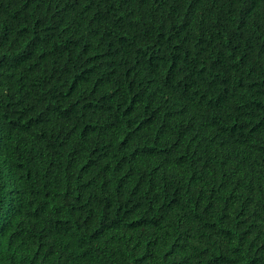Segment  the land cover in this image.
I'll list each match as a JSON object with an SVG mask.
<instances>
[{
  "label": "trees",
  "instance_id": "1",
  "mask_svg": "<svg viewBox=\"0 0 264 264\" xmlns=\"http://www.w3.org/2000/svg\"><path fill=\"white\" fill-rule=\"evenodd\" d=\"M0 264H264V0H0Z\"/></svg>",
  "mask_w": 264,
  "mask_h": 264
},
{
  "label": "bare ground",
  "instance_id": "2",
  "mask_svg": "<svg viewBox=\"0 0 264 264\" xmlns=\"http://www.w3.org/2000/svg\"><path fill=\"white\" fill-rule=\"evenodd\" d=\"M102 79V78H101ZM114 82V81H113Z\"/></svg>",
  "mask_w": 264,
  "mask_h": 264
}]
</instances>
